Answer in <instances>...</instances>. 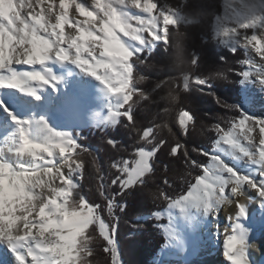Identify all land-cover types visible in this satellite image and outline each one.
<instances>
[{
    "label": "snow or ice",
    "instance_id": "1",
    "mask_svg": "<svg viewBox=\"0 0 264 264\" xmlns=\"http://www.w3.org/2000/svg\"><path fill=\"white\" fill-rule=\"evenodd\" d=\"M243 9L230 21L221 22L216 35L222 42H231L232 53L244 49L235 74L247 79L256 67L264 66V0H249ZM180 16L179 8L161 0H0V89H18L39 100L32 82L48 85L54 92V84L59 82L45 78L49 62L71 63L99 81L112 97L106 122L115 126L126 120V126H134L133 97L149 98L136 88V62H144L143 53L153 46L167 54L172 30L185 23ZM190 56V65L196 66L197 58ZM13 65L40 67L23 70ZM212 79L211 75L192 76L184 71L175 80L157 82L152 91L175 84L185 93L195 86L201 93L213 94ZM259 82L264 85V78ZM170 94L175 100L176 95ZM0 109L17 125L14 155L39 161L31 167L0 162V249L11 254V264H95L97 244L110 256L111 264H122L117 240L121 217L117 211L125 212L127 205L118 197L147 185L162 151L197 172L188 173L191 179L179 192L165 177V188L158 186L152 194L165 207L138 217L140 223L133 227L141 229L143 222L152 219L153 228L163 237L164 249L195 256L199 245L206 242L203 236L218 235L221 210L234 205L235 212L227 216L224 226L227 235L222 255L226 264H254L250 249L256 236L245 222L249 219L248 203H264V119L233 110L226 120L227 128L213 126L217 138L210 151L192 149L206 162L191 159L179 139L169 144L165 138H157L158 129L176 135L166 120L143 128L139 146L130 158L112 161L110 167L116 174L110 183L103 174L98 176L101 202L96 203L81 192L85 163L79 157L82 152L91 155L89 149L52 132L43 120L21 121L2 103ZM194 122L188 111L179 110V135L186 137ZM107 143L117 147L115 140ZM233 153L243 164L235 163V157L228 159ZM93 166L100 173L95 157ZM185 264L192 262L186 260Z\"/></svg>",
    "mask_w": 264,
    "mask_h": 264
},
{
    "label": "trees",
    "instance_id": "2",
    "mask_svg": "<svg viewBox=\"0 0 264 264\" xmlns=\"http://www.w3.org/2000/svg\"><path fill=\"white\" fill-rule=\"evenodd\" d=\"M161 2L179 8L182 21L185 22L178 29L173 30H178L182 36H185L182 47L198 61L196 66L190 65L185 71L192 76H208L219 72L226 78L212 79L213 94L201 93L195 90V86L190 92L185 93L182 89H177L175 84L152 91L157 82L168 78L175 80L180 73L168 67L170 59L175 58L177 54L171 46L167 54L159 46L151 52L145 51L144 62H136L134 75L137 77V90L148 93L149 98L133 97L136 124L126 126L127 121L122 120L115 126H94L80 131L78 143L91 152V155L82 152L79 157L85 163L84 176L80 181L81 192L91 202H101L98 195V176L103 174L106 178L105 182L110 183L116 174L110 167L112 161L130 158L131 151L139 146L137 141L143 128L166 120L176 135L170 134L167 129H158L157 138L163 137L169 144H174L175 140L179 139L185 144L191 159L206 162V158L199 156L192 149L211 148L217 138L213 126L219 124L227 128L226 120L234 114L232 111H240L238 105L241 100L239 85L241 76L235 73L240 69L238 61L244 58V53L241 50L232 53L226 48H221L212 32L213 21L221 15L225 0H161ZM193 20L196 22L194 23ZM140 76L144 79H139ZM170 92L178 97V102L166 103L161 99ZM165 108L168 109L166 113L163 111ZM181 109L188 111L195 118L194 127L190 126L191 131L186 137L179 135L177 124ZM108 139L117 141V147L113 148L109 145ZM93 157L100 166V173L93 166ZM155 166V175L143 189H134L126 193L122 199L118 197L121 203L127 205L125 212L117 211V215L121 217L117 240L122 264H154L153 260L164 243L162 235L153 228L155 221L148 219L143 222L144 227L141 229L133 226L140 223L138 217L150 216L153 211L165 207L163 201L153 199L152 195L157 191L158 186L165 188L163 183L165 177L174 185L175 191L179 192L181 187L186 189V181L191 179L188 173L195 175L197 172L186 167L183 160L176 162L167 155V151L158 153ZM167 190L172 194L171 189ZM105 219L107 220L106 215ZM133 233L138 234L133 235ZM94 247L96 248L95 264H111L110 256L102 251L99 244Z\"/></svg>",
    "mask_w": 264,
    "mask_h": 264
},
{
    "label": "bare ground",
    "instance_id": "3",
    "mask_svg": "<svg viewBox=\"0 0 264 264\" xmlns=\"http://www.w3.org/2000/svg\"><path fill=\"white\" fill-rule=\"evenodd\" d=\"M229 2L232 5L237 4L240 9H243V5L247 4L249 0H230ZM230 9L233 8L228 7L226 11H233ZM13 66L23 70H29L32 67L39 70L40 67L39 65ZM47 67L48 72L43 73L45 78L49 81L55 78L59 82L54 84L56 89L55 92L53 88L48 85H40L36 82H32L31 86L35 89L36 95L40 97L39 100L34 99L32 96L25 95L18 89H0V103L5 105L18 120L29 121L30 123L43 120L49 127L51 121L56 119L67 107L77 108L89 117L95 112L100 114L103 109L107 110L110 107L112 97L104 89L103 85L93 77L81 72L73 64L49 62ZM249 71L252 72V69H249ZM49 73H51V75H49ZM255 78H264V66L257 68V72L255 71L254 74L249 75V77L245 79L246 87L243 96L246 102V114L256 119H264V85L262 88L263 91H261V84L258 80L255 82ZM37 101H39V103H37ZM7 136L15 139V143L18 145L17 125L12 122L3 109H0V145H5L4 143L7 141ZM15 149L16 148H14V150ZM233 157H235V163L243 164V160L235 153L229 156L228 159L232 160ZM11 158L14 159L18 157L13 154ZM30 163L33 166L39 163V161L32 160ZM7 164L14 167L10 161ZM249 195L254 196L251 192ZM246 210L249 214V219L245 222L246 226L254 230V225H256L255 221H257L258 225H264V217H262L264 216V203L251 201L248 203ZM234 212V205L231 208L226 207L221 210L218 214V235H215L218 239L215 241L213 240V245L209 244V246H206L209 241L205 242V244H200L196 258L191 261L192 264H218V262L222 261V250L219 251L218 248H222V241L227 235L224 227L227 224V216ZM202 240L205 241L204 236ZM252 243L253 247L250 249L251 259L254 261V264H264V237L260 236L258 240L252 241ZM208 247H215L216 249L212 248L213 252L214 250L221 252V259L218 257V254L212 253L211 249L208 250ZM3 251L4 250L0 249V264H11L12 257H3ZM175 254H178L177 256L184 261L190 260L189 257H185L178 252L169 253L168 255ZM155 264H162L161 260H157Z\"/></svg>",
    "mask_w": 264,
    "mask_h": 264
},
{
    "label": "rangeland",
    "instance_id": "4",
    "mask_svg": "<svg viewBox=\"0 0 264 264\" xmlns=\"http://www.w3.org/2000/svg\"><path fill=\"white\" fill-rule=\"evenodd\" d=\"M229 1L230 0H225L221 15L213 21V25H212V28H213L212 32H213L214 38L216 39L218 45L221 48H226L227 50H229V48L231 47V42H228V43L222 42L221 39L216 35V29L221 22H223L225 20L230 21L236 12L243 11V9H240L237 4L232 5V4H230ZM228 7L229 8L232 7L233 9H230V10H233V11H226V9H228ZM180 18H181V16H180ZM181 20H182V18H181ZM228 26L231 27L232 24L229 23ZM248 31H249V34H251V30H248ZM155 47L156 46H153V48L150 50V52L153 51ZM238 50H241L244 53L243 48H238ZM244 55H245V53H244ZM249 55L253 59H256L257 62H259V58L255 57L254 53L249 52ZM260 67L261 66L256 67L255 71L257 72V68H260ZM257 80L259 81V79H257V78L254 79L255 82H257ZM239 85H240L241 100H240V104L238 105V107H239L240 111H242L246 114V107H245L246 102H245V99L243 96V92H244L246 86H245V78L243 76H241ZM260 87H261V91H263V89H264L263 85H260ZM37 103H39V101H37ZM108 109L107 110L103 109L100 114L95 112V113L91 114V116L89 117V116H87V114H85L84 112H81L77 108L67 107V109L63 110L61 112V114H59L56 119H53L51 121L48 128L51 129L52 132L57 133L60 136H66L70 139L78 141L80 131L83 129H87L88 127H94V126L95 127L96 126H105L106 127V126L112 125L111 123L106 122V120H105V117L108 115ZM8 138H7V141H5V143H4L5 145H0V162L7 164L10 161V163L12 165H14V167L17 165H19L21 167H31L32 166L30 163L32 161L31 159H28V158H24V159L14 158V159H12L11 158V155L14 154V148H17L18 145H16L15 139H12L10 137H8ZM208 150L210 151L211 148H209ZM255 222H256V225H254L255 226L254 232H255L256 239L253 241L258 240L260 238V236L264 237V225H261V224L258 225L257 221H255ZM212 232L215 233L216 229H213ZM216 236H215V234L212 235L211 237H208L205 235L204 236L205 241L206 242L209 241V243L206 246H209V244L213 245V242L218 239ZM208 248H209L208 250H210V249L212 250V253L218 254V257H220V259H221V257H222L221 252H218L217 250L216 251L214 250V252H213V249H216L215 247H212L213 249L211 247H208ZM161 250L162 251H160L157 254V257L153 260L154 264L156 263L157 260H161L162 264H181V263L185 264V261L177 256L178 254L177 255L176 254L175 255H168L169 253H171V254L177 253L174 250H169V249H164V248H162ZM218 250L220 251V250H222V248L221 249L218 248ZM5 252L6 251L4 250L2 253L3 257H7V258L11 257L10 253H5ZM195 258H196V255L189 257L190 261H193ZM218 264H226L225 258L222 257V261L218 262Z\"/></svg>",
    "mask_w": 264,
    "mask_h": 264
},
{
    "label": "clouds",
    "instance_id": "5",
    "mask_svg": "<svg viewBox=\"0 0 264 264\" xmlns=\"http://www.w3.org/2000/svg\"><path fill=\"white\" fill-rule=\"evenodd\" d=\"M195 23L196 21L193 20ZM171 38V47H173L176 51V57L170 59L168 67L171 70H174L176 72H184L188 66H190V55L191 53L186 51L182 47V41L185 38V36H182L181 33L178 30H173L170 35ZM212 78L214 79H222V73L216 72L211 74ZM161 99L166 103H175L178 102V97L173 100L172 95L170 93H167L166 95L162 96Z\"/></svg>",
    "mask_w": 264,
    "mask_h": 264
}]
</instances>
